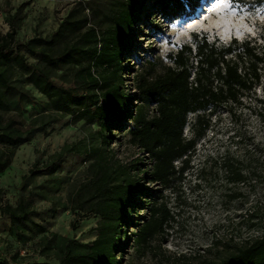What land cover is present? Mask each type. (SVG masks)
<instances>
[{"label": "trees", "instance_id": "obj_1", "mask_svg": "<svg viewBox=\"0 0 264 264\" xmlns=\"http://www.w3.org/2000/svg\"><path fill=\"white\" fill-rule=\"evenodd\" d=\"M195 1H75L50 36L28 41L17 38L14 24L23 6L9 16L11 31L0 35V176L21 144L59 120L70 116L73 124L96 125L89 142L65 145L50 161L37 159L21 187L34 176L55 172L67 155L86 154L93 161L90 178L70 196L69 210L80 218L74 228L88 215L99 216L100 224L98 236L89 244L59 239L34 221L30 199L17 206L3 204L0 189V215L10 219L11 235L22 246L32 243V249L42 255L52 249L58 252V263H51L21 257L18 248L0 264H120L125 248L140 252L166 235L176 219L163 193L175 189L191 169L198 141L209 127L206 114L240 102L245 92L260 84L264 64L263 53L248 40L221 43L195 36L162 75L152 77L155 65L150 62L147 71L134 78L135 93L127 90L123 60L135 44L136 26L149 4L157 6L164 20H171ZM17 75L23 81H17ZM27 85L47 98L51 113L29 123L17 116L5 118L4 112L17 108L23 99L32 101ZM191 115L192 127L201 130L188 138L185 129ZM114 132L128 136L144 160L131 166L110 161ZM221 168L228 185L247 181L237 159L226 157ZM229 190V199L239 198L240 193ZM218 264H264V234L237 246Z\"/></svg>", "mask_w": 264, "mask_h": 264}, {"label": "rangeland", "instance_id": "obj_2", "mask_svg": "<svg viewBox=\"0 0 264 264\" xmlns=\"http://www.w3.org/2000/svg\"><path fill=\"white\" fill-rule=\"evenodd\" d=\"M75 1L88 0H0V35L11 31L13 25L9 16L23 6L14 21L17 38L28 41L35 36L48 37ZM193 3L171 20H164L153 2L146 14L141 15L135 29V44L123 60L124 87L132 94L135 93L132 91L134 78L139 72L147 71L151 62L155 65L152 77L162 75L173 66L172 58L182 47L192 44L195 36L221 43L248 40L264 55V0H197ZM260 67V84L245 92L240 102L206 114L209 127L198 141L189 164L191 169L175 189L163 193L176 219L166 235L156 238L140 252L136 248H125L120 254V264H218L237 246L263 236L264 64ZM15 79L23 81L20 75ZM25 89L32 95V101L23 99L17 108L13 106L4 112L5 118L17 116L18 120L29 123L51 113L47 98L30 85ZM154 112L151 106L150 113ZM71 119L68 116L59 120L46 132L37 133L17 148L11 166L0 176L1 199L3 204L12 206L30 199V206L36 212L34 221L45 225L48 233L59 239L89 244L98 236L100 217L84 216L74 228V221L80 218L69 210L70 196L90 178L93 161L86 154L67 155L55 172L34 176L24 189L21 187L23 176L37 159L41 163L50 161L65 145L89 142L97 130L96 125L85 121L73 124ZM189 121L185 129L188 138L201 130L198 125L192 127L194 115ZM113 135L110 161L131 166L144 160V155L130 145L128 136L118 132ZM228 156L241 162L247 177L244 184H227L221 166ZM144 163L148 166L149 161ZM229 189L240 193L239 198L229 199ZM145 216L142 212L141 217ZM10 226V219L0 215V260L11 259L14 251L22 248L31 253L28 259L58 263L56 249L42 255L32 249V243L22 246L11 235Z\"/></svg>", "mask_w": 264, "mask_h": 264}, {"label": "built area", "instance_id": "obj_3", "mask_svg": "<svg viewBox=\"0 0 264 264\" xmlns=\"http://www.w3.org/2000/svg\"><path fill=\"white\" fill-rule=\"evenodd\" d=\"M21 257H27V256H31V253L29 251H24L21 249V253H20Z\"/></svg>", "mask_w": 264, "mask_h": 264}]
</instances>
